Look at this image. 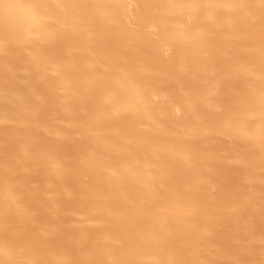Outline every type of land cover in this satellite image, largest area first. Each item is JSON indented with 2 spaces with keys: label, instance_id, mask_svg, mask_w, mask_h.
I'll return each mask as SVG.
<instances>
[{
  "label": "bare ground",
  "instance_id": "obj_1",
  "mask_svg": "<svg viewBox=\"0 0 264 264\" xmlns=\"http://www.w3.org/2000/svg\"><path fill=\"white\" fill-rule=\"evenodd\" d=\"M0 264H264V0H0Z\"/></svg>",
  "mask_w": 264,
  "mask_h": 264
}]
</instances>
